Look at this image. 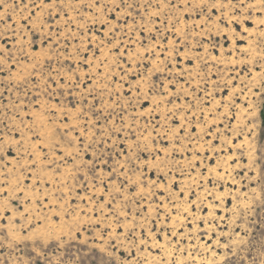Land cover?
<instances>
[{"label": "rangeland", "instance_id": "rangeland-1", "mask_svg": "<svg viewBox=\"0 0 264 264\" xmlns=\"http://www.w3.org/2000/svg\"><path fill=\"white\" fill-rule=\"evenodd\" d=\"M0 264H264V0H0Z\"/></svg>", "mask_w": 264, "mask_h": 264}]
</instances>
